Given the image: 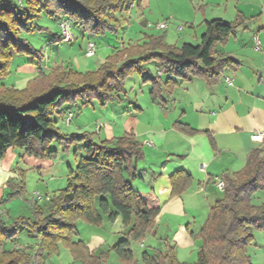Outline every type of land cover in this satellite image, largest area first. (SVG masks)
Segmentation results:
<instances>
[{
  "label": "trees",
  "instance_id": "16d2710c",
  "mask_svg": "<svg viewBox=\"0 0 264 264\" xmlns=\"http://www.w3.org/2000/svg\"><path fill=\"white\" fill-rule=\"evenodd\" d=\"M124 0H0V78L7 76L13 54L28 55L31 63L42 55L19 32H32L42 27L35 23L45 14L58 12L84 27L85 31L99 36L116 31L118 19L107 18L121 9ZM244 21L212 19L205 21V31L198 44L183 43L179 47L164 43L161 36L144 34L142 42L117 48L92 71L80 72L57 66L47 74L29 80L25 87L16 89L0 86V160L10 147L18 148L23 155L50 157L56 150L50 148L57 141L62 151L80 145L85 155L78 157L76 165L68 167L67 183L49 196L46 209L33 201L29 217L19 216L5 221L0 215V264H45L62 245L74 260L83 264H107L105 254L96 255L85 242L75 240L76 222L99 226L103 215L113 222L119 215L127 235L110 248L122 264L132 263L129 239H141L154 226L161 204L152 191L135 190L129 178L135 175V162L143 152L133 132L119 137L95 141L89 131L65 133L51 119L54 109L63 105L82 106L96 101L101 108L125 93V78L134 72L144 74V64L156 61L166 75L147 77L153 83L152 100L160 96L162 85L172 93L179 82L191 77L203 78L214 84L225 68L235 69L237 61L220 57L214 46L227 41ZM65 109L58 110L57 115ZM72 112V111H71ZM185 134L197 131L180 123L175 127ZM210 143L213 145V141ZM77 149L74 150V154ZM24 171L18 174L23 175ZM223 195L210 207L199 236L202 245L194 263L180 262L173 249L148 259V264H251L248 246L253 240V229L261 230L264 237V202L254 204L251 196L264 190V147L255 148L247 155L244 166L232 175L222 177ZM171 196L180 195L192 182L185 170L168 176ZM23 183L17 185L22 191ZM8 182V187H13ZM16 188V187H15ZM0 199V204L2 203ZM22 233L34 238L38 245L33 252L27 248L7 244Z\"/></svg>",
  "mask_w": 264,
  "mask_h": 264
},
{
  "label": "crops",
  "instance_id": "0c3cea01",
  "mask_svg": "<svg viewBox=\"0 0 264 264\" xmlns=\"http://www.w3.org/2000/svg\"><path fill=\"white\" fill-rule=\"evenodd\" d=\"M133 3L134 0L130 2L131 10L126 13L127 17L134 9ZM168 3L177 11L175 21L189 25V32L186 35L170 40L174 34V25L170 22L164 29L158 30L156 27L155 30H151L152 23L144 15L145 10L150 8L148 0H139L138 7L143 20L141 24L144 27L143 34L161 36L164 43L176 47L183 43L198 44L200 36L205 31V21L212 19L235 21L240 17L244 19L233 35L236 46L232 47L233 49H222L216 46L215 49L220 57L228 56L238 59L240 64L237 69H223L212 85L207 84L203 78L191 77L187 83L179 82L180 87L178 85L170 94L163 92L161 87L159 89L163 92L160 96L164 104L159 105L162 114L170 117L181 111L185 117L194 116L188 120L180 118L178 122L188 125L197 132L188 135L178 130L173 132L170 128L161 130L148 128L140 133L141 137L139 134L135 135L141 144L143 156L135 162L134 177L128 179L131 186L135 190L152 191L156 195L161 204L160 212L156 216L158 223L164 220L168 226L176 219L180 224L185 222V226L190 228L191 224L202 226L210 207L223 195V191L217 188L215 180H222L223 176L239 171L244 166L250 151L264 147V0H169ZM57 14L60 15V21L64 15L60 12ZM165 20L167 18H163L162 21ZM75 27L79 33L70 46L78 45L80 50L85 46V54L87 42H95L98 36L88 33L79 24ZM127 34L128 31H125L124 36ZM58 42L59 30L49 35L48 43L56 55L51 53L50 56L43 57L40 64H37V70L32 67L31 70L26 69L30 73H26L19 68V64H16L15 77L12 76L9 86L22 89L29 80L47 74L55 66L85 71L87 69L85 61L71 58L69 63L60 59L62 49L53 46ZM131 43L132 41L128 44ZM95 44V52L98 51L97 49H102L97 47L99 43L95 42ZM128 44L123 41L116 46L110 45L109 42L104 44L108 51L103 48L105 51L96 61L93 70L103 62L101 58L105 60L117 48ZM44 54L41 53L42 56ZM84 57L88 59L93 56ZM146 64H144L145 68ZM11 68L10 64L9 73ZM157 72L158 76H162L163 81L166 80V75H163L159 66ZM147 77L146 75L145 78ZM226 78L230 84L226 82ZM176 95L181 99H177ZM185 97L188 101L183 105L182 99L185 101ZM125 98V94H118L117 98L108 103L105 108H99L100 113L104 111L106 120L95 122V132L98 135L102 133V128L107 132L110 131V127L114 125V119L118 116V113L113 112L114 104ZM69 108L70 105H63L60 110H70ZM81 128L77 125L73 132H82ZM210 137L213 145L210 143ZM147 156L150 158L145 163ZM77 159L76 153L75 163ZM177 170L187 171L192 176V182L180 195L171 196L168 176ZM10 173L16 174L14 171L8 172L0 164V190L8 187ZM251 201L254 204L264 202V190L255 191ZM106 221L108 222L106 215H103L101 224L104 225ZM77 223L81 221L78 220ZM111 224L110 233H106L111 234L112 238L126 230L119 215ZM103 236L94 233L85 239L89 250L96 255L106 245Z\"/></svg>",
  "mask_w": 264,
  "mask_h": 264
},
{
  "label": "rangeland",
  "instance_id": "374dc122",
  "mask_svg": "<svg viewBox=\"0 0 264 264\" xmlns=\"http://www.w3.org/2000/svg\"><path fill=\"white\" fill-rule=\"evenodd\" d=\"M19 1L20 0H14L17 5L19 4ZM25 1L26 0H21L23 3H25ZM124 1L125 2L122 3L121 9L115 14H110L107 18L110 22H112L114 18L118 19L119 26L116 28V31L114 32L108 30L98 37L95 35L97 37L95 42L99 43L97 44V47L102 49H97L98 51L95 52L93 57L85 59V46L82 50H80L78 45L70 46V43L59 41L57 45L53 46L54 48L59 47L62 49L59 56L60 59L68 61L69 63L71 58H75L77 61H85L87 69L80 72L92 71L96 66V61L100 59L105 51V49H103L106 48L104 44L109 42L110 45L116 46L120 45L122 41L126 44L131 41L132 43L142 42L143 39L141 38L144 35V27L141 24V21L143 20L141 11L138 7L139 0H134V9L128 17L126 13L131 10L130 2L132 0ZM168 1L169 0H148L150 8L145 10L144 15L147 17L146 19L152 23L150 28L153 29L151 30H155L156 25L161 22H166L167 24L168 22H170V24L172 23L171 25H174V34L170 37V40H176L179 38L178 36L181 37L182 35H186L189 32L188 28L190 27L187 24L175 21L177 11L173 6H169ZM59 17V14L54 16L41 14L35 21L37 25L42 27L41 29L34 30L32 32H19V37L26 39L36 51L40 52V54L45 53L44 56H42V60L43 57L45 58L48 55L50 56L51 53L56 55V53H54V49L52 46H49L48 43L49 35L51 33H56L57 30H59ZM63 17L68 16L64 15L61 18ZM163 18H167V20L162 21ZM72 23L73 32L75 36H77L79 32H77L75 25L78 24L74 21H72ZM170 24L169 26H171ZM125 31H128L127 36H124ZM154 33H156V31ZM233 35L234 33L230 35L227 41L217 42L214 49H216V46H219V48L222 49H233L232 47L236 46ZM106 51H108V48H106ZM231 58L237 61L235 68L237 69L240 64L238 59L234 57ZM35 61L36 64L31 63L28 55L13 54L10 62L12 65L11 71L10 73L8 72L7 76L0 78V86L10 87L9 82L13 79L12 76L15 77L14 71L16 64H19V68L25 70L26 73H30L29 71H26V69L31 70L32 67L34 70H37V64H40L41 62L38 57L35 58ZM101 61H104L103 58H101ZM157 64L158 63L156 61H150V63L145 65L146 70L144 74L134 72L125 78L124 88L126 92L123 94H125L126 98L121 102L114 104L113 112L118 113V116L114 119V125L110 127L109 132H107L104 128H102V133L99 135L95 132V122H104V120H106L104 111L102 110L100 113L99 108L101 109V107L96 101H93L91 104L86 106H82L79 101L77 102V106L70 105L69 109L73 113V118L67 125L63 123L59 114L57 115L58 108L53 110L50 116L51 119L55 121L59 130L65 133L75 131V128L79 125L82 127L81 131L95 133L93 137L95 141L104 139V137L106 139H110V137H119L125 132H133L135 135L139 134L141 137L140 133L148 128H156L158 130L170 128L173 132H178L175 128L179 125L178 119L184 118V120H188L194 118V116L189 115L185 117L183 116L184 114L179 111L177 115L167 117L159 110V108H161L159 105L164 104V101L161 96H156V98H154L155 100H152L150 92L152 90L153 83L150 79L144 78L146 75L148 77L158 76L157 67L159 65ZM159 77L161 80L163 79L162 76ZM187 82H189V80L183 83ZM162 83L161 89L163 92H166ZM178 85L175 86V88L178 87ZM163 92L159 90L160 95ZM176 98L181 99L178 95H176ZM187 101V98L185 101L182 99L183 105L187 104ZM81 147L82 146L77 144L70 148L69 151H62L59 143L54 140L51 142L50 148L56 150V152L50 157L23 155V152L20 149L10 147L4 157L0 160V164H2L4 169L8 172L14 171L16 173L15 175H11L10 173L11 179L8 181L15 186L7 187L5 190H0V199L3 200L0 204L1 217L8 222L19 216L29 217L31 215L30 208L32 205L31 196L34 192H39L44 196V198L39 199L38 202L42 207H44V209H46L48 200L45 198V195L50 196L58 189L65 187L67 183L66 177L68 175V167L73 168L76 165L74 150L77 149V158L80 155H85V151ZM149 158L150 156H147V159L144 162H148ZM21 170L24 171L23 175L18 174ZM20 182L23 183L21 192L20 189H17V185L20 184ZM157 223L158 219L155 218L154 226L145 232L143 238L129 239V248L132 251L131 264H148L149 258L155 257L158 253L165 251L167 246H170L173 249L174 255L180 262L194 263L197 260V254L202 245V239L199 236L202 226H199L198 224H191L190 228H187L185 226V222L180 224V222L178 223L176 219L171 221L168 226L164 223V220L159 222L158 225ZM111 227L112 224L109 221H106L104 225L101 224L99 226L90 225L81 221V223H77L78 235L75 240H82L85 242V239L94 233H98L101 236L104 235L103 237L105 238L103 239L106 240V245L102 248V251L109 250V252L105 254V262L107 264H122L118 256L112 250L110 251V248L118 243L119 240L125 238L127 232L124 230L121 234L115 235V238H112L111 234L108 235L106 233H110L109 230ZM154 233H157V235H154ZM252 233L253 240L248 246V255L250 256L251 264H264L263 232L261 230L253 229ZM37 245L38 243L34 238L27 236L26 233H22L19 238L7 244V247L11 248L12 246H15L18 248H27L28 251L33 252ZM45 258V264H83L79 260H74L70 251L62 245H58L56 252L50 256H46Z\"/></svg>",
  "mask_w": 264,
  "mask_h": 264
},
{
  "label": "built area",
  "instance_id": "2783aa9c",
  "mask_svg": "<svg viewBox=\"0 0 264 264\" xmlns=\"http://www.w3.org/2000/svg\"><path fill=\"white\" fill-rule=\"evenodd\" d=\"M73 23L68 17H63L60 19L58 23V28H59V41L66 42V43H73L76 40V36L73 32ZM158 29H164L167 27L166 22H161L156 25ZM96 50V44L93 41H88L86 44V51H85V56L86 57H91L95 54ZM226 82L230 84V81L226 78ZM59 117L65 123L66 125L69 124L72 121L73 118V113L70 110H64L59 113ZM215 184L217 188L220 191L224 190V182L221 179H216ZM44 196L40 194L39 192H34L31 196L32 202L33 201H38L39 199H43ZM45 198L48 200L49 196L45 195Z\"/></svg>",
  "mask_w": 264,
  "mask_h": 264
}]
</instances>
